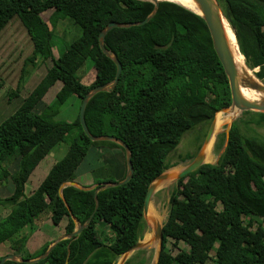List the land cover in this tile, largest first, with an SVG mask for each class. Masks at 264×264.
<instances>
[{
    "label": "trees",
    "instance_id": "obj_1",
    "mask_svg": "<svg viewBox=\"0 0 264 264\" xmlns=\"http://www.w3.org/2000/svg\"><path fill=\"white\" fill-rule=\"evenodd\" d=\"M216 1L246 65L256 69L255 76L264 84V0ZM153 7L147 0H0V32L16 17L32 46L9 98L23 87L26 65L34 70L37 59L51 61L19 106L0 121V183L10 179L13 185L11 194L0 198V205L9 208L0 219V244L8 242L10 252L23 259L42 254L50 242L30 254L26 241L36 229L34 219L46 208L53 225L66 219L64 233L74 230V219L84 225L78 235L59 241L37 262L4 264H113L139 240L147 188L170 166L167 155L181 135L230 106L228 80L204 20L174 2L160 1L145 23L105 34L104 46L121 63V72L114 88L95 93L84 111L91 134L113 136L128 146L131 178L98 191L96 209L95 188L64 185L59 194L63 183L76 179L77 166L90 147L124 149L113 141L90 140L78 112L72 122L53 121L52 116L69 96L81 103L92 87L114 79L116 66L99 47V33L106 24L141 21ZM46 11L48 22L41 16ZM65 18L79 26L80 34L54 56L53 30ZM88 58L94 79L86 85L79 71ZM57 82L54 98L38 111ZM3 84L0 76V89ZM243 115L232 121L226 151L215 164L204 163L177 180L156 264H264V227L249 218L264 219V135L242 131L250 124H263L264 112L246 110ZM218 138L217 148L224 144L225 134ZM60 142L68 144L67 151L26 194L30 173ZM187 155L183 160L191 158ZM12 163L16 169L10 174ZM115 174V181L125 176ZM208 197L219 203L217 209L207 206ZM170 229L187 249L175 252L169 247Z\"/></svg>",
    "mask_w": 264,
    "mask_h": 264
},
{
    "label": "rangeland",
    "instance_id": "obj_2",
    "mask_svg": "<svg viewBox=\"0 0 264 264\" xmlns=\"http://www.w3.org/2000/svg\"><path fill=\"white\" fill-rule=\"evenodd\" d=\"M49 12L50 11H46L41 15L46 22H48ZM24 30L25 28L23 27L20 20L16 17H13L11 23L0 32V76L4 80V84L0 89V121L7 117L19 106L22 99L41 79L47 67L51 65L50 59H45L43 61L41 59H37L36 67L34 68V70H32L30 65H26V73H24V76L22 78L24 80L22 82L23 87L20 89V92L17 94V96L14 95L11 99L9 98L8 95L10 91L14 90L16 82L20 77L23 60L31 53L32 46ZM79 34V26L75 25L68 18L59 19L53 30V55L57 56L58 48L65 47L72 41V39L77 37ZM93 68L94 67L92 65V61L89 58L85 61L83 67L80 68L79 75L81 76V81L86 85L90 84L94 79ZM249 69L253 74L256 71V69ZM59 86L60 83L57 82L48 89L47 93L42 99L43 104L38 105L37 107L38 111H42L44 109V105L48 104L54 98V95ZM79 106V99L74 95L69 96L65 100V102L57 108V111L52 116L53 121H74L76 119L77 112L79 111ZM215 113L212 120L195 124L181 135L176 148L170 151L167 155L166 161L170 164V166L166 168L164 172L173 173V171L171 170H176L177 174L179 168L183 167L187 162H189V160L193 159L196 156L199 150L203 149V147L205 146L203 145L204 136L208 129V126L214 120V117L216 115ZM218 113L220 112H217V114ZM242 117H245L243 115V111L240 112L236 117H234L232 121L238 120ZM240 126L241 128H243L242 124H240ZM225 127L226 124L220 130H214L213 139H211L208 143L211 145V153L207 156L204 154V163L215 164L218 161L219 157L226 151L227 144L224 146V144L222 143L220 147H216V144L219 141L218 135L224 133ZM242 131L247 134L264 135V123L261 125L250 124L248 129H242ZM67 147L68 144L66 142H60L58 145L53 147L46 156L41 159L36 169L32 173H30L31 176L28 178L26 183L27 191L33 185H37L39 179L38 176L41 173V169H48V167H50L55 161L59 160L67 151ZM187 154L190 155L191 158L183 160V157ZM124 161L125 153L118 145L112 147H90L83 161H81L76 169V179L80 182H77L78 186L90 183L91 181L107 182L117 180V176L115 174L116 171L118 172V177L126 171L124 167ZM7 169L9 173L12 174L15 171L16 166L14 163H12ZM165 179L162 180V183L167 180ZM177 185V179L174 177L168 185L158 187L152 194L147 214L142 217V227L139 240L141 242L145 241L147 240L146 236H150L154 247L149 248L148 246H146L135 251L122 254L117 257L113 264H125V262H130L129 264H152L155 261L159 245L157 239L154 236V222L161 225L166 222L167 214L169 211L170 194L172 190L177 187ZM12 190L13 185L10 179H8L7 181H2L0 183V198L8 196L9 194H11ZM183 193L184 192H181V194ZM204 202L210 208L217 209L219 207V203L213 201L209 197L205 198ZM8 210L9 208L7 206L0 205V219L7 213ZM239 210H242L241 206L239 207ZM50 215V209L46 208L37 216V218L34 219V226L36 227V229L32 232V234H34L28 241V248L26 249H36V247L42 246L45 241H51L56 238L58 231L61 230L62 232L60 233H63V227L66 219H64L59 225L55 226L51 222ZM249 218L256 225L264 227V219L255 216H249ZM167 237L169 247H171L173 251L179 252L181 249H187V246L184 243L173 238L171 229L167 233ZM4 244L9 245L8 242ZM4 244L0 246V259L3 256L7 255L10 251L8 250V248H5ZM37 251L38 249L36 251L33 250L32 253L34 254Z\"/></svg>",
    "mask_w": 264,
    "mask_h": 264
},
{
    "label": "water",
    "instance_id": "obj_3",
    "mask_svg": "<svg viewBox=\"0 0 264 264\" xmlns=\"http://www.w3.org/2000/svg\"><path fill=\"white\" fill-rule=\"evenodd\" d=\"M147 1L152 2L154 4V7H153L152 11L146 16L145 19H143L141 21L128 22V23H120L117 21H110L106 24V26L99 33V47L102 50V52L104 54H106L108 57H110L112 59V61L114 62L115 66H116L115 76L111 82L92 87L85 94V96L81 100V103L79 106V111H78L79 123H80L84 133L86 134V136L92 141H96V140L113 141V142L119 144L124 149V152H125L126 171H125V176L123 179H121L119 181L101 182L100 184H94V185L90 186L89 188H87V189L95 188V190H94L95 209L97 208V204H98V201H97L98 191L105 189L107 187L118 186V185H121V184L127 182L133 174V165L131 162L130 149L121 139L113 137V136H109V135H93L89 132V130L86 126L85 120H84V111H85L86 105L88 103V100L95 93L101 92V91H108V90H111L114 88V86L118 80V76L121 72V63L119 62L117 57L114 54L107 51L105 46H104L105 34L109 30H111L112 28H125V27H129V26L141 25V24L145 23L156 12V10L158 8V4L160 1H169V0H147ZM170 2H174V1H170ZM192 2H193V6H184V5L176 3V2H174V3L180 5L184 9H186V10H188L194 14L199 15L204 20V22L208 28L210 37H211L212 47H213V49H214V51H215V53L219 59V62L221 63V65L223 67L224 73H225L227 80H228V86H229L230 94H231L230 106L235 105L240 110V112L246 111V110L264 112V96L262 98H259V99L249 100V99L245 98L239 91V81L241 82V84H243L247 87H250V88H255L256 90L262 91L263 93H264V84L261 81H260V83L255 84L254 82H251L249 79H245L244 76L241 77L238 74L237 67L235 65V62L233 61L232 55H231L229 47H228L227 40L225 38L223 23H225L226 26L230 30H231V28H230L228 22L226 21L225 17L223 16L220 5L218 4V2L216 0H192ZM235 40H236V38H235ZM237 47H238V45H237ZM231 123H232V121L227 123L225 130H224V134H225L224 146L227 144V141H228V133H229ZM213 135H214V122L212 121L210 123V125L208 126V129L205 133L203 145L207 144L211 139H213ZM204 158H205V155L203 153V149H201V150H199V152L196 154V156L193 159L189 160V162H187L183 167L178 169V172H177L175 178L178 180L181 177L185 176L186 174L197 169L199 166H201L204 163ZM166 177H167V173L163 171L158 176H156L153 179V181H151V183L149 184L147 191H146L145 198H144V203H143V210H142L143 216H145L147 214V210H148V206H149L152 194L158 188V184L160 182H162V180H164ZM64 185L75 186L77 188H84V187L78 186L76 184V182H74V181L66 182V183H63L59 188V194L60 195H61V189ZM67 208L70 212L69 207H67ZM93 213H92V215H93ZM74 221L76 224L74 230L71 232H68V233L65 232V233L57 236L56 238H54L48 244L46 250L42 254H40L34 258L23 259L19 255H16L13 253H8L7 255L3 256L0 259V264H4V262L7 260L28 263V262H37V261L45 258L48 255V253L52 250V248L59 241H61L63 239L71 238V237L76 236L80 233V231L84 227V225L83 224L79 225L78 221L76 219H74ZM154 236L157 239L159 248L157 251L155 261L152 264H156V262L158 260V257L160 254V244H161V240H162V225L159 223H156V222H155V227H154ZM143 246H144L143 243L140 240H137L133 245H131L129 248H127L123 254H125L127 252L135 251L137 249L142 248Z\"/></svg>",
    "mask_w": 264,
    "mask_h": 264
},
{
    "label": "bare ground",
    "instance_id": "obj_4",
    "mask_svg": "<svg viewBox=\"0 0 264 264\" xmlns=\"http://www.w3.org/2000/svg\"><path fill=\"white\" fill-rule=\"evenodd\" d=\"M169 1H174V2L182 4L184 6H193L192 0H169ZM223 26H224L225 38L227 40L228 47H229L230 53L232 55L233 61L235 62V65L237 67V71L238 70L241 71V72L238 71V74L241 77L244 76L245 79H249L251 82H254L255 84L260 83V80H258L254 76L252 71L246 65V63H245L246 60L237 47V41L235 40L233 32L226 26L225 23H223ZM239 91L245 98H247L249 100L259 99V98H262L264 96V93L262 91L256 90L255 88L247 87V86L241 84L240 81H239ZM239 113H240V110L235 105L229 106L228 108L221 110V112L218 114L216 113L214 120H213L214 130L215 131L220 130L225 124L232 121V119L234 117H236ZM208 143L205 144V146L203 147V152L206 156L211 153V147H210L211 145ZM171 171H173L174 174L173 173H167V178H166L167 180L165 179L166 181H164L163 183L162 182L159 183L158 187L166 186L171 182L172 178L175 177L176 170H171ZM146 238H147V240L142 241V243L144 245L143 247H146V246H148L149 248L154 247V244L151 241L150 236L149 237L146 236Z\"/></svg>",
    "mask_w": 264,
    "mask_h": 264
},
{
    "label": "crops",
    "instance_id": "obj_5",
    "mask_svg": "<svg viewBox=\"0 0 264 264\" xmlns=\"http://www.w3.org/2000/svg\"><path fill=\"white\" fill-rule=\"evenodd\" d=\"M38 166V165H37ZM36 166V167H37ZM36 167L32 170V172L36 169ZM48 169H49V167H48ZM48 169H44V168H42L41 169V173L39 174V176H38V183H37V185H33L28 191H29V193H31L37 186H38V184L41 182V180L43 179V177L46 175V173H47V171H48ZM31 172V173H32ZM31 176V174L29 175V177ZM76 178H77V176H76ZM74 182H76V184L78 185V183H80L79 181H77V179H75L74 180ZM78 182V183H77ZM26 183H27V181H26ZM26 183H25V188H24V191H25V193H27V194H29L28 193V191H27V189H26ZM92 185H94V183H93V181H91L90 183H87V184H83L82 186H80V187H84V188H89L90 186H92ZM43 212V211H42ZM42 212H40V213H42ZM39 213V214H40ZM38 214V215H39ZM37 215V216H38ZM37 218V217H36ZM64 220V219H63ZM55 226H57V225H55ZM61 226V225H60ZM60 229V228H59ZM58 229V230H59ZM36 232V231H35ZM60 232H62L61 230L60 231H58L57 232V235H56V237L57 236H59V235H61V234H63V233H60ZM34 234V233H33ZM32 233L28 236V239H27V241H26V248H28V241L30 240V238L32 237V235H33ZM52 241V240H51ZM51 241H45L44 242V244L42 245V246H40V247H36V249H33L34 251H36L37 249L39 250L41 247H43L46 243H49V242H51ZM4 243H7V242H4ZM4 243H2V244H0V246L1 245H3ZM5 245V248H8V250H10L9 249V245H7V244H4ZM28 250V249H27ZM33 250H28V252L31 254L32 252H33ZM9 253H11L10 251H9Z\"/></svg>",
    "mask_w": 264,
    "mask_h": 264
}]
</instances>
